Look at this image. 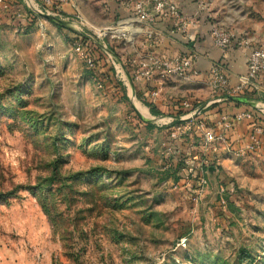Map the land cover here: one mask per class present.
<instances>
[{
	"label": "rangeland",
	"instance_id": "374dc122",
	"mask_svg": "<svg viewBox=\"0 0 264 264\" xmlns=\"http://www.w3.org/2000/svg\"><path fill=\"white\" fill-rule=\"evenodd\" d=\"M140 1L0 10V264H264V155L215 162L198 194L202 139L188 122L150 121L155 104L128 95L161 40L137 21ZM196 2L226 30L263 20L264 0ZM43 15L107 51L114 79L97 80Z\"/></svg>",
	"mask_w": 264,
	"mask_h": 264
},
{
	"label": "crops",
	"instance_id": "0c3cea01",
	"mask_svg": "<svg viewBox=\"0 0 264 264\" xmlns=\"http://www.w3.org/2000/svg\"><path fill=\"white\" fill-rule=\"evenodd\" d=\"M172 1L178 5L181 19L166 17L148 22L155 35L161 39L153 53L158 60L167 61H177L193 55L195 60L192 69L185 76L172 75L166 80L155 77L152 81L139 84L133 82L128 95L142 93L163 113L161 116L153 115L150 121L158 117L172 119L171 116L164 117V114H171L173 107L176 108L177 103L182 100H190L195 107L204 108L201 117L193 121L191 137H195L196 145H199L205 131H211L217 138L222 136L223 140L215 141L213 148L211 147L213 150L210 148L211 151L208 152L211 158L221 162L229 155H236L258 127L264 128V79L258 80L254 88L246 89L240 94L233 92L246 73L250 48L264 47V15L260 22L251 21L243 27H233L231 30L236 33L234 42L228 51L222 52L215 47L211 36L213 27H217L211 21V14L202 12L196 0ZM69 10L64 9V12L69 13ZM133 14H123L124 20L133 18ZM190 36H195L196 41H190ZM248 42L249 45H246ZM215 66L219 67L227 79L228 87L219 90L212 88L210 72ZM153 93L157 95L153 96ZM250 110L261 112V120L237 119L236 115ZM224 116L227 117L226 123L222 122ZM198 121L205 123L203 133L196 128ZM259 137L261 147L252 155H264V135Z\"/></svg>",
	"mask_w": 264,
	"mask_h": 264
},
{
	"label": "built area",
	"instance_id": "2783aa9c",
	"mask_svg": "<svg viewBox=\"0 0 264 264\" xmlns=\"http://www.w3.org/2000/svg\"><path fill=\"white\" fill-rule=\"evenodd\" d=\"M64 0H45V8L54 11L57 5ZM15 6L14 0H0V10L2 11H10ZM151 8V10H150ZM135 11L137 15V21L141 23H148L154 21L156 18H166V17H174L176 19H181V13L179 12L178 5L172 0H142L137 2L135 5ZM50 16V15H49ZM184 27V26H183ZM82 34V33H81ZM211 36L214 42L215 47L222 50V52H226L229 50L230 46L233 44L234 39L236 37V33L231 30H226L220 27H213L211 31ZM93 40V39H92ZM190 41H196L195 36L189 37ZM94 41V40H93ZM95 42V41H94ZM78 47V51L82 53V55L86 56L88 61V65L90 69L93 71L95 68L94 61L91 57L89 51L80 43ZM249 45V42L246 43ZM104 50V49H103ZM105 51V50H104ZM107 53V51H105ZM108 55V53H107ZM195 57L193 55L187 56L181 60L177 61H167L164 59L158 60L157 62H153L148 64H144L139 70H137L133 75L134 83H140L142 81H152L153 74L157 70L161 71V78L166 79L172 75L185 76L188 74L190 69H192ZM154 65V67H153ZM165 69V70H164ZM264 79V47H253L250 48L248 57H247V68L246 73L240 78L239 85L233 89L235 94H240L246 89L254 88L257 84L258 80ZM210 82L212 88L214 90L224 89L228 87V81L220 71L218 66L213 67L210 72ZM157 93H153V96H156ZM181 109L187 111V114L182 115L179 118L180 122H188V125L193 128V121L198 120L204 108L195 107V105L190 100H182L180 102ZM256 110H250L248 112H243L241 114L236 115L238 120H252L257 121V117L255 116ZM259 114L258 110L256 111ZM172 122L175 119L172 117ZM222 122H227V117H222ZM188 126V128H190ZM197 130L204 132L205 123L204 121H198L196 124ZM180 130V128H178ZM176 132H171V136L173 138L176 137ZM264 135V128L258 127L250 136L249 142L245 144V146L236 152V155H246L251 153H256L261 147V140L259 136ZM223 140V137L217 138L214 133L211 131H205L203 134V140L200 144L201 148L206 150L202 165L201 172L197 176V183L195 186V192L198 194L202 191L203 188L208 186V181L204 175L205 169L209 170L211 166L218 162V159L211 158L208 154L209 151L213 150L212 145L217 140ZM212 147V148H211ZM211 148V150H210ZM186 158L184 163L186 162ZM193 168H191V173L193 172ZM195 176V175H194Z\"/></svg>",
	"mask_w": 264,
	"mask_h": 264
},
{
	"label": "trees",
	"instance_id": "16d2710c",
	"mask_svg": "<svg viewBox=\"0 0 264 264\" xmlns=\"http://www.w3.org/2000/svg\"><path fill=\"white\" fill-rule=\"evenodd\" d=\"M18 0H14V4H17ZM28 20H21L18 21V26L27 24ZM61 28L67 29L71 35L74 36L75 41L76 42H80L87 51L90 52L91 57L94 61L95 64V68L93 70L94 72V76L97 80H100L101 83L107 82V78L108 79H114L115 77V67L113 66V64L109 63V57L107 55V53L103 50L102 47H100L97 43H95L91 38L87 37L84 34H81L79 32L73 31L70 28H67L63 25H59ZM153 88V87H152ZM181 102V101H180ZM180 102L177 103V107H173V112L171 114H169V116L174 117L175 121L173 123L172 126H176L180 123L179 118L182 115L187 114V111H184L181 109V105ZM151 113L154 116H161L163 113H161L159 110H157L156 106L151 108ZM255 116L258 118L257 120H261V117H259V114L255 111ZM145 124L147 125L148 128L152 129L154 128L152 124H150L149 122H145ZM179 162H183L184 160H181ZM175 167V165H174ZM12 194V193H9ZM194 194V192H193Z\"/></svg>",
	"mask_w": 264,
	"mask_h": 264
},
{
	"label": "water",
	"instance_id": "95a60500",
	"mask_svg": "<svg viewBox=\"0 0 264 264\" xmlns=\"http://www.w3.org/2000/svg\"><path fill=\"white\" fill-rule=\"evenodd\" d=\"M46 19H48L50 22H54V23H56V24H58V25H63V26H66L65 24H63L60 20H58V19H56V18H54V17H52V16H49V15H43ZM67 28H70V27H67Z\"/></svg>",
	"mask_w": 264,
	"mask_h": 264
},
{
	"label": "bare ground",
	"instance_id": "6f19581e",
	"mask_svg": "<svg viewBox=\"0 0 264 264\" xmlns=\"http://www.w3.org/2000/svg\"><path fill=\"white\" fill-rule=\"evenodd\" d=\"M123 28H124V27H123ZM118 29H120V28H118ZM124 29H125V28H124ZM125 30H126V29H125ZM119 31H120V30H119ZM121 31H122V30H121ZM116 32H117V31H116ZM128 33H129V32H128L127 30L124 31V32H123V36H124V35H127ZM144 111H145V110H144Z\"/></svg>",
	"mask_w": 264,
	"mask_h": 264
}]
</instances>
